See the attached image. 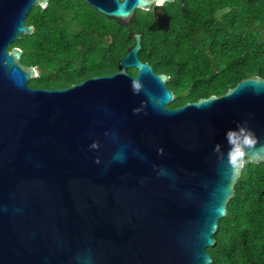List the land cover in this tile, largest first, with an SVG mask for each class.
I'll use <instances>...</instances> for the list:
<instances>
[{
    "label": "water",
    "instance_id": "1",
    "mask_svg": "<svg viewBox=\"0 0 264 264\" xmlns=\"http://www.w3.org/2000/svg\"><path fill=\"white\" fill-rule=\"evenodd\" d=\"M83 1L124 23L153 7L165 30L173 0ZM46 3L0 0V264H211L242 158L264 162V77L170 107L134 32L116 72L31 87L8 46Z\"/></svg>",
    "mask_w": 264,
    "mask_h": 264
},
{
    "label": "trees",
    "instance_id": "2",
    "mask_svg": "<svg viewBox=\"0 0 264 264\" xmlns=\"http://www.w3.org/2000/svg\"><path fill=\"white\" fill-rule=\"evenodd\" d=\"M164 7L169 23L161 30L151 10L136 9L124 23L83 0H47L25 18L32 32L19 34L8 49L19 47L21 63L36 68L29 86L63 88L116 72L139 32L138 57L169 76L170 107L221 95L251 75L264 77V0H173ZM242 161L215 243L206 248L211 264H264V162Z\"/></svg>",
    "mask_w": 264,
    "mask_h": 264
},
{
    "label": "flooded vegetation",
    "instance_id": "3",
    "mask_svg": "<svg viewBox=\"0 0 264 264\" xmlns=\"http://www.w3.org/2000/svg\"><path fill=\"white\" fill-rule=\"evenodd\" d=\"M167 3V2H166ZM166 3H164V6H165V4ZM164 9H165V7H164ZM149 10H151L152 11V13H153V7L152 8H150ZM165 12H166V10H165Z\"/></svg>",
    "mask_w": 264,
    "mask_h": 264
},
{
    "label": "clouds",
    "instance_id": "4",
    "mask_svg": "<svg viewBox=\"0 0 264 264\" xmlns=\"http://www.w3.org/2000/svg\"><path fill=\"white\" fill-rule=\"evenodd\" d=\"M249 142H252V141H249Z\"/></svg>",
    "mask_w": 264,
    "mask_h": 264
}]
</instances>
